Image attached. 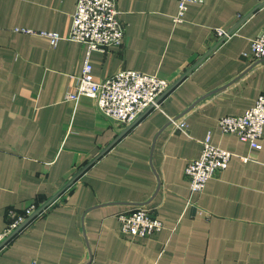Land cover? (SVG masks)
Wrapping results in <instances>:
<instances>
[{
	"label": "crops",
	"instance_id": "1",
	"mask_svg": "<svg viewBox=\"0 0 264 264\" xmlns=\"http://www.w3.org/2000/svg\"><path fill=\"white\" fill-rule=\"evenodd\" d=\"M76 2L0 0V234L9 210L56 197L0 249V264H264V133L255 149L218 124L264 93L252 51L264 0L193 2L182 20L179 0H117L124 43L90 52L93 75L170 82L131 125L94 98H65L88 48L44 32L68 34ZM209 136L235 155L192 194L185 170ZM140 205L164 223L148 237L122 231L119 214Z\"/></svg>",
	"mask_w": 264,
	"mask_h": 264
},
{
	"label": "built area",
	"instance_id": "2",
	"mask_svg": "<svg viewBox=\"0 0 264 264\" xmlns=\"http://www.w3.org/2000/svg\"><path fill=\"white\" fill-rule=\"evenodd\" d=\"M204 0H179L177 20L188 10L193 2ZM126 28L120 18L117 0H77L72 16L69 33L44 32L52 44L62 39L85 44L88 53L81 75L76 85L66 94L69 102L78 103L80 98H94L100 111L115 121L131 125L151 107L159 108V98L169 89L170 82L152 74L136 70H119L112 76L97 80L92 73L93 65L90 52L105 51L120 47L124 43ZM221 37L228 38L232 33L216 30ZM255 60L264 59V28L252 41ZM174 129L186 131L187 121L183 117H169ZM220 129L225 133L237 135L248 141L255 149L262 148L260 139L264 133V93L260 94L252 108L244 115L223 116L218 120ZM203 150L198 158L191 160L186 167L192 194L202 192L208 181L219 171L224 170L234 153L211 143L210 136L202 141ZM243 159L247 160V158ZM52 203V202H51ZM48 205L39 215L44 214ZM40 207L32 205L24 212L14 209L8 212V224L0 234V244ZM122 231L134 236L148 237L164 227L162 220L154 218L146 205L137 206L119 214Z\"/></svg>",
	"mask_w": 264,
	"mask_h": 264
},
{
	"label": "water",
	"instance_id": "3",
	"mask_svg": "<svg viewBox=\"0 0 264 264\" xmlns=\"http://www.w3.org/2000/svg\"><path fill=\"white\" fill-rule=\"evenodd\" d=\"M56 197L43 204L34 214H32L23 224H21L14 232H12L1 244L0 249L4 247L13 237H15L35 216L39 215Z\"/></svg>",
	"mask_w": 264,
	"mask_h": 264
}]
</instances>
